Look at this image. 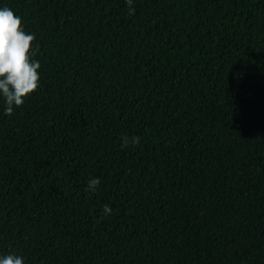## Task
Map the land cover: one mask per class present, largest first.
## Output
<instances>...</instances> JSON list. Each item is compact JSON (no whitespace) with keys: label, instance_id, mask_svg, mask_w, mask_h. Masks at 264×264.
<instances>
[{"label":"trees","instance_id":"trees-1","mask_svg":"<svg viewBox=\"0 0 264 264\" xmlns=\"http://www.w3.org/2000/svg\"><path fill=\"white\" fill-rule=\"evenodd\" d=\"M2 7L41 68L11 116L0 95V257L264 264V0Z\"/></svg>","mask_w":264,"mask_h":264},{"label":"clouds","instance_id":"clouds-1","mask_svg":"<svg viewBox=\"0 0 264 264\" xmlns=\"http://www.w3.org/2000/svg\"><path fill=\"white\" fill-rule=\"evenodd\" d=\"M129 6V15L135 14L132 7L133 0H126ZM36 40L34 34L24 30L23 19L10 7L0 8V95L5 100L4 113L11 116L14 108L21 107L25 98L38 90L40 85L39 60L33 56L38 51L33 50V42ZM121 147L138 145L139 136L131 139L127 135L121 137ZM101 183L99 178H91L85 188V192L95 193L97 186ZM112 209L108 204L103 206L102 216H107ZM0 264H24L21 256L8 254L0 257Z\"/></svg>","mask_w":264,"mask_h":264}]
</instances>
